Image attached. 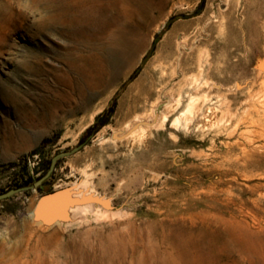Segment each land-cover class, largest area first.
Returning a JSON list of instances; mask_svg holds the SVG:
<instances>
[{"label": "rangeland", "instance_id": "obj_1", "mask_svg": "<svg viewBox=\"0 0 264 264\" xmlns=\"http://www.w3.org/2000/svg\"><path fill=\"white\" fill-rule=\"evenodd\" d=\"M263 63L264 0H0V194L90 137L0 202V264H250ZM54 192L101 202L38 217Z\"/></svg>", "mask_w": 264, "mask_h": 264}, {"label": "water", "instance_id": "obj_2", "mask_svg": "<svg viewBox=\"0 0 264 264\" xmlns=\"http://www.w3.org/2000/svg\"><path fill=\"white\" fill-rule=\"evenodd\" d=\"M89 140H90V137L87 140H85L83 143H81L79 146H77L76 148L71 149L69 151L58 153L56 156L53 157V159L51 160V165L49 167V170L42 177H40L36 182H33L30 185L19 187V188H13L4 193H1L0 202L10 199L11 197L19 193L38 190L51 177V175L53 174L56 168L58 161L71 157L74 154L80 152L85 147V145L89 142ZM91 202L99 203L101 201L93 197H83L82 199L69 200L63 194L59 192H54V193H50V194L43 196L39 200L37 204V208H36V215L46 220H51L55 218L56 216L60 215L62 213V210L66 207L77 206V205H82V204L91 203Z\"/></svg>", "mask_w": 264, "mask_h": 264}, {"label": "bare ground", "instance_id": "obj_3", "mask_svg": "<svg viewBox=\"0 0 264 264\" xmlns=\"http://www.w3.org/2000/svg\"><path fill=\"white\" fill-rule=\"evenodd\" d=\"M259 71L261 73H264V63L263 64H260L259 65ZM264 147V145H263ZM235 217V216H234ZM231 220V219H229ZM234 221H232L233 223ZM230 222H228L229 224ZM231 223V225H232ZM261 223V222H260ZM230 225V224H229ZM237 225V228L234 230L235 231V234H236V240H237V243H238V248H242L244 251H246L249 255H246V257L249 259V262L250 264H254L253 260L251 258H253L255 252H256V247L260 244L259 241H260V234L261 233H264V226L260 225V226H254V225H251L250 223H247V222H240V221H237L236 223ZM259 225V224H258ZM227 226V224H226ZM233 226V225H232ZM227 228V227H226ZM234 228V227H233ZM232 229V228H231ZM226 230V229H225ZM233 230V229H232ZM228 231V229H227ZM234 231L231 232V234L233 233L234 234ZM230 233V232H229ZM234 234V235H235ZM230 234H228L229 236ZM264 235V234H263ZM231 236V235H230ZM229 236V237H230ZM260 236V237H259ZM233 237V236H232ZM264 238V237H263ZM231 239V238H230ZM227 240V239H225ZM234 240V238L232 239V241ZM57 241V240H56ZM59 241V240H58ZM57 241V243H58ZM229 241V239H228ZM56 243V244H57ZM236 243V244H237ZM227 244V243H226ZM58 245V244H57ZM225 245V244H224ZM228 245V244H227ZM261 245V244H260ZM231 246V244H230ZM43 247H45L47 249L46 246L43 245ZM56 247L58 246H55L53 249H55ZM263 247V246H262ZM27 248V247H26ZM44 248V249H45ZM59 248V247H58ZM61 248V247H60ZM233 248H236V246L234 247V244H233ZM45 249V250H46ZM50 249V248H49ZM48 249V250H49ZM57 250V249H56ZM59 250V249H58ZM51 251H54V250H51ZM63 251V250H62ZM237 252V251H236ZM240 252V251H239ZM245 252V253H246ZM246 253V254H247ZM242 254V253H241ZM49 255V254H48ZM238 255V254H237ZM20 256V255H19ZM45 256V255H44ZM245 256V255H244ZM243 256V257H244ZM53 257V256H52ZM239 257V256H238ZM239 259V258H238ZM255 259V258H254ZM240 261H241V258H240ZM239 262V261H238ZM237 262V263H238ZM13 263V262H12ZM241 264V263H240ZM257 264V263H256Z\"/></svg>", "mask_w": 264, "mask_h": 264}, {"label": "trees", "instance_id": "obj_4", "mask_svg": "<svg viewBox=\"0 0 264 264\" xmlns=\"http://www.w3.org/2000/svg\"><path fill=\"white\" fill-rule=\"evenodd\" d=\"M106 114L107 113H104V114H101V115L97 116L96 123L92 127H90L88 129V132H90V131H92L94 129L98 130V129L102 128L103 126L107 125L109 120H105L104 119ZM109 114H111V112ZM39 151H40V148L36 149L31 154V156L38 155L40 153ZM28 165H29V159H26L25 160V165H24V169H25L26 175L21 179L22 184L21 185H15L16 186L15 188L27 186V185H30V184L33 183V176L30 174V171L28 169ZM50 165H51V161L49 160L45 164H43V166L41 168L40 167L35 168V174L36 175L39 172L41 173V175L36 178L37 180L40 177H42L49 170ZM14 166H17V164H14Z\"/></svg>", "mask_w": 264, "mask_h": 264}]
</instances>
